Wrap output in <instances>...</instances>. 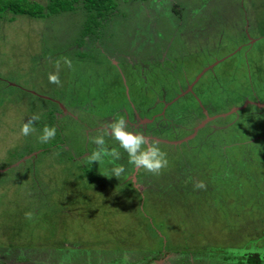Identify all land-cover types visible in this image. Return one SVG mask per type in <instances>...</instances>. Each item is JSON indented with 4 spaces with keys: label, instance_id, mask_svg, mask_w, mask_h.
Here are the masks:
<instances>
[{
    "label": "rangeland",
    "instance_id": "1",
    "mask_svg": "<svg viewBox=\"0 0 264 264\" xmlns=\"http://www.w3.org/2000/svg\"><path fill=\"white\" fill-rule=\"evenodd\" d=\"M86 18L0 19V264H264V0H117L81 42ZM118 115L158 174L89 163Z\"/></svg>",
    "mask_w": 264,
    "mask_h": 264
},
{
    "label": "clouds",
    "instance_id": "2",
    "mask_svg": "<svg viewBox=\"0 0 264 264\" xmlns=\"http://www.w3.org/2000/svg\"><path fill=\"white\" fill-rule=\"evenodd\" d=\"M71 66L70 61H65ZM48 81L52 84H60L58 72L50 73ZM40 120L39 115H32L27 122H22L19 129L21 136L27 137L35 131V122ZM57 135L55 126L45 125L38 139L41 143H47ZM90 142L95 146L88 157L90 164L106 163L110 165L106 169L108 175L119 178L126 173L123 163H118L122 157L133 169L144 170L151 174H158L168 164L167 153L158 146V141L151 140L139 130L132 129L124 115H118L111 121H104V126L98 134L91 136ZM114 144V147L110 145ZM197 188H203V183H198Z\"/></svg>",
    "mask_w": 264,
    "mask_h": 264
},
{
    "label": "trees",
    "instance_id": "3",
    "mask_svg": "<svg viewBox=\"0 0 264 264\" xmlns=\"http://www.w3.org/2000/svg\"><path fill=\"white\" fill-rule=\"evenodd\" d=\"M117 0H49L46 5H42L31 0H0V19L3 14L23 15L32 19H41L60 13L82 11L87 14L82 30V41L85 38H95L97 31L103 21L109 20L111 11L116 8ZM12 19V18H11ZM81 45V44H80ZM89 170L88 169V173ZM251 264L255 260L248 259Z\"/></svg>",
    "mask_w": 264,
    "mask_h": 264
}]
</instances>
